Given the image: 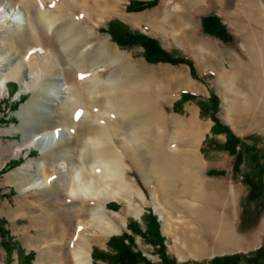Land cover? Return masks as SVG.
I'll return each instance as SVG.
<instances>
[{
	"label": "bare ground",
	"instance_id": "6f19581e",
	"mask_svg": "<svg viewBox=\"0 0 264 264\" xmlns=\"http://www.w3.org/2000/svg\"><path fill=\"white\" fill-rule=\"evenodd\" d=\"M182 1L180 9L184 11L188 10L186 4L200 11L203 2ZM21 2L16 6L17 3L0 1V49L4 45L13 47L15 39L22 43L27 69H32V62L40 66L29 75L34 81L33 90L44 82L49 84L50 78L54 81L35 108L39 121L27 130L33 133L24 132V143L42 155L69 143L58 154L56 171L47 174L46 165L40 162L38 177L29 188L51 190L55 177L57 188L70 203L82 201L92 205L58 207L57 214L75 218L71 229L69 225L59 226L60 235L71 236V263L89 264L94 242L117 233L118 225H124L127 215L137 218L141 215L142 209L134 204V198L144 201L145 196L127 180L128 162L149 187L162 229L177 237L173 246L182 255L199 254L198 245L204 246L210 237L226 249L257 243L260 233H264V219L257 234L239 237L234 231V206L230 216L224 212L230 208L222 200L229 186L201 176L206 163L199 157L197 146L203 129L195 116L174 117L162 109L179 89L194 90V85L179 71L162 72V77L144 74L125 54L111 59L106 57L105 47L91 49L85 41L94 33L81 27L77 16L79 0ZM166 11L150 14L147 23L153 31L179 41L182 34H177L175 27L168 24ZM115 13L130 22L136 20ZM227 15L250 63L260 73L252 87L258 92L260 82H264V67H258L264 58V6L259 0H237ZM69 51L74 54L72 59L66 55ZM60 54L64 66L57 59ZM12 58L18 59L11 53L0 59V95L6 94L8 80L17 74L18 66L13 67ZM100 66L111 68L106 77L97 72ZM57 68L61 71L59 74H55ZM23 87L29 89L26 84ZM221 94L222 114L231 121H234L236 103L241 112L257 109L254 98H239L227 85L222 87ZM247 125L248 129L256 128L262 121L251 118ZM229 192L234 204L235 191L231 187ZM213 199L217 209L212 211L209 203ZM111 200L124 204L121 211L107 209ZM92 229L95 237L88 238L87 233Z\"/></svg>",
	"mask_w": 264,
	"mask_h": 264
},
{
	"label": "rangeland",
	"instance_id": "374dc122",
	"mask_svg": "<svg viewBox=\"0 0 264 264\" xmlns=\"http://www.w3.org/2000/svg\"><path fill=\"white\" fill-rule=\"evenodd\" d=\"M6 1L7 4L17 3L16 6L22 4V0ZM131 1L133 0H86V2L85 0H79L80 8L77 16L80 17L82 22L81 27L94 33L86 38L85 43L91 49L94 46L105 47L108 51L107 58L113 59L120 54H125L126 59L138 65L140 71L144 74L152 73L160 76L162 72L176 70L182 73L185 80L194 85V90L179 89L174 94L173 99L162 105V109L167 115L174 117L187 118L191 114L195 116L203 129V134L197 146L199 157L206 163L201 172L202 178L226 182L229 188L234 189V204L231 203L229 188L226 191V196H223L222 200L226 201V204L230 207L224 211L225 215L230 216L233 213L231 206H234V231L236 234L239 237L257 234L260 227L258 224L262 218L264 219V82H260L258 92L253 91V82L257 76H260V73H258L257 67L250 63L242 40L235 31L232 19L227 15L228 11L235 8L237 0H203L200 4V11H195V6L188 4L185 5L188 10L180 9L183 7L182 0H156V4L151 8L139 12H127L126 7ZM259 2L264 6V0H259ZM132 7H136V5H132ZM164 10H167L168 24L172 28L175 27L177 34H182L179 41L172 36H164L153 31L147 23V17L150 14L157 11L163 12ZM115 12H119L123 17L135 18L136 20L130 22L121 18ZM209 14H216L223 22L231 35L229 43H222L206 36L201 31L200 18ZM111 20L122 22L133 33H142L156 39L159 45L170 54L190 59L194 63L195 72L192 73L190 67L186 64L149 63L145 60L144 50L140 45L119 46L106 32L108 23ZM57 21L60 22L59 19ZM187 23L188 25H185ZM15 41L13 47L4 45L0 49V59L10 56V53L18 58L16 61L13 60L14 57L12 58L13 67L17 68L18 66L17 74L8 80L6 94L0 95V170L9 160H21L19 166L0 176V264H17L19 257L28 255L31 250H34V253L24 264H58L59 261L70 264L73 262L70 254L72 250L71 236L70 234L60 235L59 226L65 224L67 227L69 225L71 229L75 218L71 215L63 217L60 213L57 214L58 207L69 204L86 207L92 205L82 201L70 203L67 197L57 188L55 177L51 190L29 188L38 177L40 162L42 161L46 165L47 174L56 171L59 163L58 154L62 149L68 147L69 143L68 141L65 142L48 155H42L36 148L28 147L24 143V132L31 129L39 121L35 108L42 101L41 96L54 85V81L50 78L49 82H51L49 84L44 82L37 90H33L34 81L29 78V75L38 71L40 66L32 62V69H27L25 63L27 58L26 55H22L21 51L22 43L18 39H15ZM183 46L191 51L185 50ZM66 55L69 59L74 57L73 52L70 51ZM61 57V54L60 56L57 55L58 61L63 65ZM262 66L264 67V58L258 65L259 68ZM97 69V72L103 74L104 77L111 70V68L106 69L103 66L97 67ZM60 72V69L57 68L55 74ZM23 84H26L29 89L25 90ZM224 85L229 86L239 98H254L253 103L258 110L241 112L239 105L236 103L233 107L234 121H231V118H228V120L222 114L224 98L221 90ZM184 92L194 94L196 97L187 101H179L181 94ZM210 95H215L218 101L215 116L221 123L228 126L234 135L239 138L248 135L256 136L255 140L257 141L247 142L248 146H253L256 151L253 153L249 149H244L245 158L238 174L232 172L234 156L216 148L217 145L225 141V135H214L211 132L214 122L209 117L211 113ZM175 104L177 107H175ZM251 118L259 119L262 121V125L248 129V119ZM27 133L33 132L27 131ZM128 163L130 167L126 169L127 180L133 183L145 196L144 201L134 198V204L142 209V213L138 218L127 215L124 225H118L119 231L114 235L105 237L100 242H94L90 247L91 252L93 248L108 251L106 243L111 236L128 233L134 239L133 250L140 252L151 262H159L161 255L157 252V246H153L139 235L132 234L127 228L128 223L134 222L138 224L141 230H144L146 228L145 218L150 212L156 216L159 222V232L164 240L165 254L174 259L177 264L187 262L203 263L216 256L235 253L247 255L264 245L263 238L261 242L259 240L257 243L250 245L242 244L235 249H226L210 237L204 246L198 245L201 251L199 254L188 253L182 255L173 246L177 237L162 229V222L155 212L153 195L149 187L139 171L130 162ZM209 171H224L225 174L214 176L210 175ZM53 193L56 194L59 201H56ZM109 203L118 205L116 208L112 207V209L107 207L108 210L114 212L121 211L124 206L123 203L116 200L109 201L107 205ZM209 208L212 211L217 209L214 199L210 201ZM47 216L51 219L48 220ZM91 231L95 230L88 231V238L95 237ZM74 242L73 239L72 243ZM91 252V262L89 264H106L102 261L94 262ZM260 262L261 260L248 262L243 259L239 264H260Z\"/></svg>",
	"mask_w": 264,
	"mask_h": 264
},
{
	"label": "trees",
	"instance_id": "16d2710c",
	"mask_svg": "<svg viewBox=\"0 0 264 264\" xmlns=\"http://www.w3.org/2000/svg\"><path fill=\"white\" fill-rule=\"evenodd\" d=\"M155 4L156 0H133L126 7V11L139 12L147 8H151ZM132 5H136V7H132ZM200 26L204 34L215 37L223 43H229L231 41V35L227 32L225 26L220 22V19L216 15L202 16L200 18ZM106 32L111 36L113 41L121 47L140 45L144 50L143 56L149 63L186 64L190 67L192 73L195 72L194 63L190 59L168 53L159 45L156 39L148 37L142 33H133L126 27V25L118 20H111L108 23ZM195 97L196 96L194 94L184 92L181 94L179 101H187L194 99ZM209 102L211 104V113L209 117L214 122L211 132L214 135H225V141L222 144L217 145L216 148L234 156L232 172L238 174L240 173L241 165L243 164L245 158L244 149H249L253 153L256 151V148L254 149L253 146H248L247 144L248 141H257L255 140L256 136L248 135L243 138H239L234 135L231 129L221 123L215 116L218 106L217 97L215 95H210ZM175 107H177L176 104ZM20 163V159L18 161L9 160L0 170V176L19 166ZM208 173L214 176H222L225 174L224 171H209ZM117 206L118 205L116 203H109L107 205L109 209H112V207L116 208ZM145 221L146 228L144 230H141L138 224L134 222L128 223L127 228L132 234L139 235L153 246H157V252L161 255V260L159 262H151L140 252L133 250L134 239L128 233H122L119 236H111L106 243L109 249L106 252L93 248L91 252L93 261H102L106 264H177L174 259L169 258L165 254V246L163 244L164 240L159 232V222L157 221L156 216L150 212L148 216H146ZM31 257L32 253H29L27 255V259ZM243 259L248 262L261 260L260 264H264V245L251 251L247 255L235 253L216 256L208 262H187L184 264H239Z\"/></svg>",
	"mask_w": 264,
	"mask_h": 264
},
{
	"label": "crops",
	"instance_id": "0c3cea01",
	"mask_svg": "<svg viewBox=\"0 0 264 264\" xmlns=\"http://www.w3.org/2000/svg\"><path fill=\"white\" fill-rule=\"evenodd\" d=\"M209 15H216V14H209ZM217 16V15H216ZM218 17V16H217ZM219 18V17H218ZM221 22V21H220ZM222 24H223V22H221ZM224 25V24H223ZM201 27V26H200ZM226 28V27H225ZM227 30V29H226ZM202 31V30H201ZM228 32V31H227ZM206 36H209V35H207V34H205ZM209 37H212V36H209ZM212 38H214V39H216V40H218V41H220L219 39H217V38H215V37H212ZM220 42H222V41H220ZM223 43V42H222ZM263 153H264V151H263ZM263 219V218H262ZM262 219H261V221H262ZM261 221L259 222V224H258V226L260 225V223H261ZM264 238V233H260V242L262 241V239ZM30 253H34V250H31V251H29ZM28 252V253H29ZM27 260V255L26 256H21V257H19V260H17V264H24L25 263V261Z\"/></svg>",
	"mask_w": 264,
	"mask_h": 264
}]
</instances>
